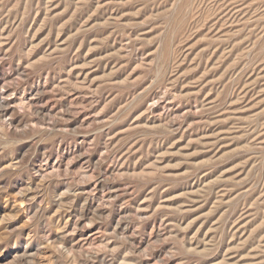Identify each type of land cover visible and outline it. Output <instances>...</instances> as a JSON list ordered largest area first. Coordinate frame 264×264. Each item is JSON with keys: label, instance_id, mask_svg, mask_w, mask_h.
<instances>
[{"label": "rangeland", "instance_id": "rangeland-1", "mask_svg": "<svg viewBox=\"0 0 264 264\" xmlns=\"http://www.w3.org/2000/svg\"><path fill=\"white\" fill-rule=\"evenodd\" d=\"M17 256L264 264V0H0Z\"/></svg>", "mask_w": 264, "mask_h": 264}, {"label": "bare ground", "instance_id": "bare-ground-1", "mask_svg": "<svg viewBox=\"0 0 264 264\" xmlns=\"http://www.w3.org/2000/svg\"><path fill=\"white\" fill-rule=\"evenodd\" d=\"M22 257H24V255H23ZM22 257L17 256V257H15V261H14V260H13V261L17 264L18 260L21 259ZM22 259H23V258H22ZM29 260H30V259H29ZM45 260H46V259H45ZM32 261H33V260H32ZM48 262H49V261H48ZM32 263H33V262H32ZM40 263H41V261H40ZM49 263H50V262H49ZM30 264H31V263H30Z\"/></svg>", "mask_w": 264, "mask_h": 264}]
</instances>
